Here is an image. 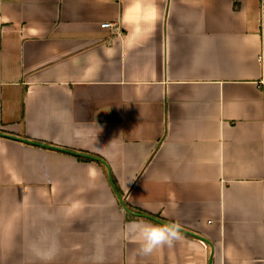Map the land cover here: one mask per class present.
<instances>
[{
	"label": "crops",
	"instance_id": "crops-1",
	"mask_svg": "<svg viewBox=\"0 0 264 264\" xmlns=\"http://www.w3.org/2000/svg\"><path fill=\"white\" fill-rule=\"evenodd\" d=\"M170 223L206 241L140 254ZM52 236L48 264H264V0H0V264Z\"/></svg>",
	"mask_w": 264,
	"mask_h": 264
},
{
	"label": "clouds",
	"instance_id": "clouds-1",
	"mask_svg": "<svg viewBox=\"0 0 264 264\" xmlns=\"http://www.w3.org/2000/svg\"><path fill=\"white\" fill-rule=\"evenodd\" d=\"M136 231L139 236V252L150 255L164 246H172L181 238V227L177 223L170 224H137ZM59 250V241L56 237H45L33 243L34 255L44 264H48Z\"/></svg>",
	"mask_w": 264,
	"mask_h": 264
},
{
	"label": "water",
	"instance_id": "water-1",
	"mask_svg": "<svg viewBox=\"0 0 264 264\" xmlns=\"http://www.w3.org/2000/svg\"><path fill=\"white\" fill-rule=\"evenodd\" d=\"M8 136H9V135H8ZM9 137H13V136H9ZM13 138H14V137H13ZM52 148H53V147H52ZM111 184H112L113 189H114L115 192H116V195H117V197H118V199H119V201H120V203H121L122 208H123L127 213L132 214V215H137V216H142V217L151 218V219L154 220V221L161 222L160 220H158V219H156V218H153V217H150V216H148V215H145V214H138V213H135V212L131 211V210L125 205V202H124L122 196L120 195V193L117 191L115 185H114L112 182H111ZM181 231H183V232H185V233H188V234H190V235H193V236H195V237H197V238H199V239H202V240L206 241V239H205L204 237H201L200 235H197V234L192 233V232H189V231H185V230H183V229H181Z\"/></svg>",
	"mask_w": 264,
	"mask_h": 264
},
{
	"label": "built area",
	"instance_id": "built-area-1",
	"mask_svg": "<svg viewBox=\"0 0 264 264\" xmlns=\"http://www.w3.org/2000/svg\"><path fill=\"white\" fill-rule=\"evenodd\" d=\"M101 26L104 28H114L115 27L117 29L114 23H109V22L102 23Z\"/></svg>",
	"mask_w": 264,
	"mask_h": 264
},
{
	"label": "trees",
	"instance_id": "trees-1",
	"mask_svg": "<svg viewBox=\"0 0 264 264\" xmlns=\"http://www.w3.org/2000/svg\"><path fill=\"white\" fill-rule=\"evenodd\" d=\"M81 159H83V158H81ZM117 189V188H116ZM117 191L121 194V192L117 189ZM125 205L130 209L131 207L127 204V203H125ZM158 218V217H157Z\"/></svg>",
	"mask_w": 264,
	"mask_h": 264
}]
</instances>
